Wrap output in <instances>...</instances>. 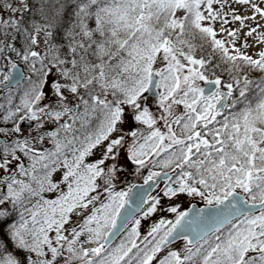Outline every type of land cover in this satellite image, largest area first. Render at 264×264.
Masks as SVG:
<instances>
[{
  "label": "snow or ice",
  "instance_id": "1",
  "mask_svg": "<svg viewBox=\"0 0 264 264\" xmlns=\"http://www.w3.org/2000/svg\"><path fill=\"white\" fill-rule=\"evenodd\" d=\"M0 264H264V0H0Z\"/></svg>",
  "mask_w": 264,
  "mask_h": 264
},
{
  "label": "rangeland",
  "instance_id": "2",
  "mask_svg": "<svg viewBox=\"0 0 264 264\" xmlns=\"http://www.w3.org/2000/svg\"><path fill=\"white\" fill-rule=\"evenodd\" d=\"M137 182L140 183L142 181L136 175H134V174H129L128 175V177H127V183H137ZM187 207H189V205H187L185 203V204H183L181 210H186ZM164 215H168V214L165 213ZM154 218L158 219L159 217L157 216V217H154ZM169 218H171V217H169Z\"/></svg>",
  "mask_w": 264,
  "mask_h": 264
}]
</instances>
